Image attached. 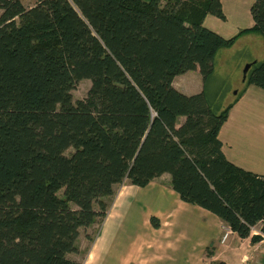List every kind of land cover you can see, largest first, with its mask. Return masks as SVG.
Instances as JSON below:
<instances>
[{"label": "trees", "instance_id": "1", "mask_svg": "<svg viewBox=\"0 0 264 264\" xmlns=\"http://www.w3.org/2000/svg\"><path fill=\"white\" fill-rule=\"evenodd\" d=\"M0 11V264H82L69 255L80 230L104 222L115 187L164 174L240 238L262 224V240L264 177L225 157L234 104L207 89L238 39L204 27L207 15L225 20L221 0H0ZM251 14L241 34L264 37V0ZM198 69L203 92L174 88ZM244 82L264 90V60Z\"/></svg>", "mask_w": 264, "mask_h": 264}, {"label": "crops", "instance_id": "2", "mask_svg": "<svg viewBox=\"0 0 264 264\" xmlns=\"http://www.w3.org/2000/svg\"><path fill=\"white\" fill-rule=\"evenodd\" d=\"M254 1L221 0L225 20L210 14L204 27L225 39L238 37L231 48L243 37L264 43L258 33L241 34L255 25ZM252 60L260 59L253 56ZM241 82L242 90L227 105L224 102L234 106L219 139L229 162L264 177V90L247 86L244 75ZM173 86L187 96L199 94L205 87L199 69L176 77ZM257 110L260 114H255ZM108 203L104 222L81 230L77 246L85 256L73 260L82 264H264V236L259 242L252 241L262 224L253 228L249 238H240L213 213L184 202L173 189L169 174L144 188L126 181L115 187ZM153 218L159 221L158 227Z\"/></svg>", "mask_w": 264, "mask_h": 264}, {"label": "rangeland", "instance_id": "3", "mask_svg": "<svg viewBox=\"0 0 264 264\" xmlns=\"http://www.w3.org/2000/svg\"><path fill=\"white\" fill-rule=\"evenodd\" d=\"M22 1L24 5L26 4V7H30L35 5L38 0ZM253 56H256V59H260L259 61L264 59V43L253 41L247 37L240 39L233 48L221 50L215 59V73L213 77L209 79L207 84L209 93L211 95L215 93L221 94V97L225 95L226 102L224 100L223 101L225 102V105H227V103L230 102L231 99H234L237 93L242 90L243 84L241 82V77L244 75L246 66L251 64V61H253ZM90 88V80L81 81L72 92L74 103L84 100L87 97ZM258 113L260 114V110L255 111V114ZM183 121L181 119L180 123ZM72 153H74V150L70 149L66 152V155L70 156ZM62 194L63 192L59 193L60 196H62ZM93 232L94 230L92 233ZM86 234L87 231H84L85 236ZM81 244L83 245L84 243L81 242ZM84 256L85 251L77 255L72 254L70 258L72 260H83Z\"/></svg>", "mask_w": 264, "mask_h": 264}, {"label": "water", "instance_id": "4", "mask_svg": "<svg viewBox=\"0 0 264 264\" xmlns=\"http://www.w3.org/2000/svg\"><path fill=\"white\" fill-rule=\"evenodd\" d=\"M252 66V63L251 64H248L244 70V81L246 80V77H247V74H248V71L250 70Z\"/></svg>", "mask_w": 264, "mask_h": 264}, {"label": "built area", "instance_id": "5", "mask_svg": "<svg viewBox=\"0 0 264 264\" xmlns=\"http://www.w3.org/2000/svg\"><path fill=\"white\" fill-rule=\"evenodd\" d=\"M27 1H28V0H27ZM228 236H229V233L227 232V233L223 236L222 243H224V242L227 240ZM263 236H264V235H263Z\"/></svg>", "mask_w": 264, "mask_h": 264}]
</instances>
